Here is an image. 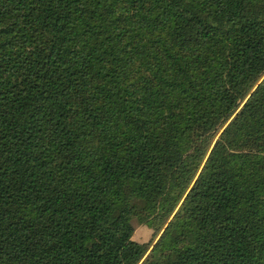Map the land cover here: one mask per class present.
<instances>
[{"label":"trees","instance_id":"obj_1","mask_svg":"<svg viewBox=\"0 0 264 264\" xmlns=\"http://www.w3.org/2000/svg\"><path fill=\"white\" fill-rule=\"evenodd\" d=\"M0 264H264V0H0Z\"/></svg>","mask_w":264,"mask_h":264},{"label":"rangeland","instance_id":"obj_2","mask_svg":"<svg viewBox=\"0 0 264 264\" xmlns=\"http://www.w3.org/2000/svg\"><path fill=\"white\" fill-rule=\"evenodd\" d=\"M220 133L217 134L214 143L216 139H218ZM213 143V145H214ZM204 164V163H203ZM203 166V165H202ZM201 166V168H202ZM200 168V170H201ZM199 170V171H200ZM135 231L131 239L132 245L136 244H148L149 245V251L152 248V246L156 243V241L160 238L161 234L163 233V229L156 231L154 228L149 226L146 223H141L137 219H133L132 221Z\"/></svg>","mask_w":264,"mask_h":264}]
</instances>
